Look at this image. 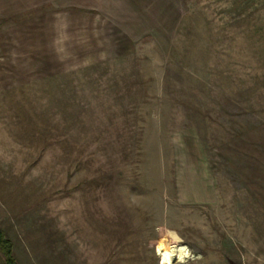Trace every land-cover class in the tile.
Returning a JSON list of instances; mask_svg holds the SVG:
<instances>
[{"label":"rangeland","instance_id":"obj_1","mask_svg":"<svg viewBox=\"0 0 264 264\" xmlns=\"http://www.w3.org/2000/svg\"><path fill=\"white\" fill-rule=\"evenodd\" d=\"M154 1H108L128 58L0 92L20 264H264V0Z\"/></svg>","mask_w":264,"mask_h":264},{"label":"crops","instance_id":"obj_2","mask_svg":"<svg viewBox=\"0 0 264 264\" xmlns=\"http://www.w3.org/2000/svg\"><path fill=\"white\" fill-rule=\"evenodd\" d=\"M100 1L67 8L59 0H0V92L36 91L68 74L128 58L136 40L109 0ZM168 1L152 4L158 13L181 12V0Z\"/></svg>","mask_w":264,"mask_h":264},{"label":"trees","instance_id":"obj_3","mask_svg":"<svg viewBox=\"0 0 264 264\" xmlns=\"http://www.w3.org/2000/svg\"><path fill=\"white\" fill-rule=\"evenodd\" d=\"M0 254L4 264H20L15 257L14 244L2 228H0Z\"/></svg>","mask_w":264,"mask_h":264},{"label":"bare ground","instance_id":"obj_4","mask_svg":"<svg viewBox=\"0 0 264 264\" xmlns=\"http://www.w3.org/2000/svg\"><path fill=\"white\" fill-rule=\"evenodd\" d=\"M184 247H170L167 250L159 249V253L161 255V263L169 264L174 258L179 257L182 258L184 256Z\"/></svg>","mask_w":264,"mask_h":264}]
</instances>
